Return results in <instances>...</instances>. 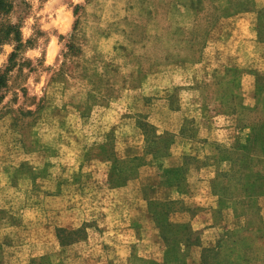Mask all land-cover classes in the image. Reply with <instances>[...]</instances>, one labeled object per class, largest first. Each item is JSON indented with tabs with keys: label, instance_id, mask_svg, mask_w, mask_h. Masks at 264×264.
Returning a JSON list of instances; mask_svg holds the SVG:
<instances>
[{
	"label": "crops",
	"instance_id": "0c3cea01",
	"mask_svg": "<svg viewBox=\"0 0 264 264\" xmlns=\"http://www.w3.org/2000/svg\"><path fill=\"white\" fill-rule=\"evenodd\" d=\"M263 14L264 0H253L250 10L228 16L199 61L169 69L165 85L144 94L155 97L144 110L156 135L139 125L133 98L94 106L86 131L31 182L20 259L205 264V252L226 246L224 232L251 228L253 209L264 225ZM200 75L211 87L205 95ZM173 88L176 99L166 94Z\"/></svg>",
	"mask_w": 264,
	"mask_h": 264
},
{
	"label": "rangeland",
	"instance_id": "374dc122",
	"mask_svg": "<svg viewBox=\"0 0 264 264\" xmlns=\"http://www.w3.org/2000/svg\"><path fill=\"white\" fill-rule=\"evenodd\" d=\"M13 2L12 12L0 15L1 21L21 26L18 48L11 40L0 44V74L5 75L0 88V264H46L39 258L20 259L18 249L26 231L22 209L34 198L31 182L48 171L46 161L86 131L94 106L117 99L133 98L139 125L148 137L156 135L145 121L146 104L155 97L144 94L165 85L169 69L199 61L225 19L250 10L253 0ZM259 36L264 38V27ZM204 75L196 81L205 95L211 87L204 84ZM233 85L225 90L229 93ZM178 92L173 88L166 94L176 99ZM230 96L237 108L238 98ZM245 226L251 228L224 232L226 246L207 252L205 264H212V254L214 264L229 257L233 264H264V225L257 209ZM244 241L252 246L243 248Z\"/></svg>",
	"mask_w": 264,
	"mask_h": 264
},
{
	"label": "trees",
	"instance_id": "16d2710c",
	"mask_svg": "<svg viewBox=\"0 0 264 264\" xmlns=\"http://www.w3.org/2000/svg\"><path fill=\"white\" fill-rule=\"evenodd\" d=\"M13 7H14L13 0H0V15H2V16L9 15L12 12ZM20 27L21 26H20L19 21L12 22V21L8 20V21L4 22V21L0 20V44L3 41L11 40L17 44L16 47L18 48L21 45ZM4 84H5V75L0 74V88L3 87ZM233 156H235V155L233 154ZM207 252H210V250ZM207 252L204 253V258H203L205 263H206V260L209 259L208 255H205ZM213 260H214V257L212 254V260H211L212 264H214Z\"/></svg>",
	"mask_w": 264,
	"mask_h": 264
}]
</instances>
